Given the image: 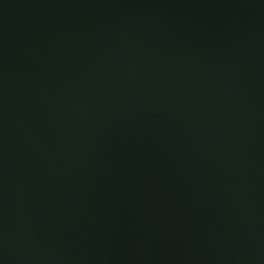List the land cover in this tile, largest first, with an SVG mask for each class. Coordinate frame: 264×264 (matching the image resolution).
Instances as JSON below:
<instances>
[{"label":"water","instance_id":"95a60500","mask_svg":"<svg viewBox=\"0 0 264 264\" xmlns=\"http://www.w3.org/2000/svg\"><path fill=\"white\" fill-rule=\"evenodd\" d=\"M0 264H264V0H0Z\"/></svg>","mask_w":264,"mask_h":264}]
</instances>
